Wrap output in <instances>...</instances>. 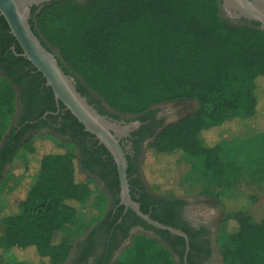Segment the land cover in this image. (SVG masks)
Wrapping results in <instances>:
<instances>
[{
    "label": "trees",
    "instance_id": "1",
    "mask_svg": "<svg viewBox=\"0 0 264 264\" xmlns=\"http://www.w3.org/2000/svg\"><path fill=\"white\" fill-rule=\"evenodd\" d=\"M37 9L32 7L33 30L49 50L59 49L60 64L75 77L81 93L130 114L169 101L196 102L192 114L168 125L150 145L147 154L153 171L158 168L157 177L171 176L173 160L182 154L201 159L208 182L224 187L204 193L218 201L236 195L238 168L223 161L221 145L205 136L233 122L264 118V30L259 22L231 23L221 14L220 0H54ZM13 44L22 54L0 14V177L20 151L30 161L28 175L0 210L1 242L12 254V264H63L72 246L63 228L75 224L80 206L102 191L96 179L88 175L87 181H81L78 173L97 162L113 175L109 183L113 187L119 183L118 170L103 144L93 147L97 139L89 147L86 136H95L84 131L70 111L64 118L76 135L61 139L57 151L51 144L40 146L33 135L39 123L25 124L36 118L17 112L15 86L28 79L33 99L46 79L10 49ZM46 89L51 107L54 93L51 87ZM247 130L251 137L246 140L264 133V127L257 125ZM251 161L253 177L264 179V150L252 155ZM157 193L174 200L160 199L166 213L151 217L176 226L175 205L182 201L174 194ZM141 205L149 213L148 205ZM225 221L238 224L221 249L225 264H264V216L257 221L240 209L227 212ZM150 228L169 241L168 231ZM113 264L177 262L163 242L139 233Z\"/></svg>",
    "mask_w": 264,
    "mask_h": 264
},
{
    "label": "flooded vegetation",
    "instance_id": "2",
    "mask_svg": "<svg viewBox=\"0 0 264 264\" xmlns=\"http://www.w3.org/2000/svg\"><path fill=\"white\" fill-rule=\"evenodd\" d=\"M10 49L17 56L22 55L15 51L14 44L10 46ZM53 52L58 56L55 51ZM28 69L31 73L35 72L30 67H27ZM15 87L18 92L17 112L20 115L28 113L36 118L25 121V124L38 122L39 127L36 128V131L52 133L61 139H71L76 135V130L71 122L65 121L64 118L66 112L70 110L61 101H57L55 96L54 103L50 107L49 90L46 89L49 86L46 83L37 87L33 99L28 94L31 89L28 79H25L20 86ZM84 95L100 113L107 115L120 125V133H118L120 134V144L128 159L127 175L131 198L140 204L141 210L142 203L148 205L149 213H144L150 217L152 213H166L160 199L174 200V198L163 197L146 183L142 165L150 145L164 128L184 118L183 111L175 110L172 105L176 102L169 101L153 105L138 114L121 113L110 108L104 101H98V97L94 99L91 95ZM49 115L54 116V118H50ZM84 131L86 130L84 129ZM86 138L89 147L95 144L97 139L89 136ZM100 145L102 143L99 141L93 147ZM102 158L105 160L107 155L103 154ZM107 170L97 162H91L89 168L85 170L87 175L99 182L102 192L108 199V207L99 220L78 234L72 243L69 256L63 264H113L131 245L133 237L139 233L152 235L168 246L172 250V255L177 264H220L223 261L218 244L220 222L210 209L190 202L184 196L176 198L182 203L175 205L173 218L176 226L173 227L181 229L187 234L189 245L187 250V241L183 236L165 230L170 233L169 241H167L160 233L151 229V224L140 217L135 210L122 203L119 171V183L110 187L109 183L113 181L114 177L111 174L107 175Z\"/></svg>",
    "mask_w": 264,
    "mask_h": 264
},
{
    "label": "rangeland",
    "instance_id": "3",
    "mask_svg": "<svg viewBox=\"0 0 264 264\" xmlns=\"http://www.w3.org/2000/svg\"><path fill=\"white\" fill-rule=\"evenodd\" d=\"M221 14L225 18L222 10ZM230 22L232 23L233 21ZM54 51L59 56V49H55ZM262 92L264 94L263 90ZM175 102L176 103H173L172 106L175 110L180 109L183 111L182 115L184 117L192 114L197 108V104L194 100H178ZM260 120L261 121L258 122H233L215 129L213 133L205 136L209 141L211 140L221 145V157L223 161L234 162L238 168V173L235 177L238 180L233 185L236 195L221 197L220 201L204 193L206 189L210 192H218L222 191L224 187L217 183L208 182L201 159H195L182 154L179 155L173 160V162H176L172 168V177L167 176L165 178L157 177L158 168L153 171L151 165L152 161L148 154H146L143 161L142 171L146 183L149 184L152 189L163 194L184 196L190 202L203 205L215 213V217L220 222L218 227V244L220 250L224 248L225 238L228 232H231L238 226L236 221H225V214L227 212L243 209L257 221L264 216V179L260 176L257 178L253 177V161H251L252 155L264 150V133L258 135L254 139L246 140L248 137H251V134L247 130L248 128L256 125L261 129L264 127V118H260ZM12 123L15 122L13 121ZM33 135L42 148H45V145L51 144L55 147L53 150L57 151L58 143L61 138L44 131H35ZM72 149L75 151V148L72 147ZM61 150L65 151V148H61ZM29 166L30 161L28 160V154L24 151H20L9 164L5 173L0 177V210L9 204L8 197L17 185L28 175ZM146 171H148L150 176L147 175ZM78 179L87 181L88 175L84 172H79ZM107 207L108 199L105 194L102 191L94 192L92 196L80 206L76 223L68 224L63 228L66 242L73 243L78 234H80L85 227L90 226L105 214ZM2 229L3 225L0 220V264H12V254L5 251L1 242ZM150 236L153 237L152 235ZM15 253L20 254V251H15ZM220 264H225L224 258Z\"/></svg>",
    "mask_w": 264,
    "mask_h": 264
},
{
    "label": "water",
    "instance_id": "4",
    "mask_svg": "<svg viewBox=\"0 0 264 264\" xmlns=\"http://www.w3.org/2000/svg\"><path fill=\"white\" fill-rule=\"evenodd\" d=\"M51 1L54 0H0V14L5 17L10 32L23 49L22 56L43 74L56 100L61 101L84 125V129L93 134L112 154L119 171L122 203L130 206L151 225L183 236L187 241L188 250V236L184 231L152 219L140 209V204L131 198L127 175L128 159L119 139L120 125L100 113L89 102L88 97L78 90L75 77L64 70L59 56L49 50L33 30L30 22L32 7L37 6L39 12ZM220 2L225 18L233 21V24L242 23L243 20L254 21L259 22V27L264 30V0H220Z\"/></svg>",
    "mask_w": 264,
    "mask_h": 264
},
{
    "label": "crops",
    "instance_id": "5",
    "mask_svg": "<svg viewBox=\"0 0 264 264\" xmlns=\"http://www.w3.org/2000/svg\"><path fill=\"white\" fill-rule=\"evenodd\" d=\"M4 206V205H3ZM6 206V205H5Z\"/></svg>",
    "mask_w": 264,
    "mask_h": 264
}]
</instances>
